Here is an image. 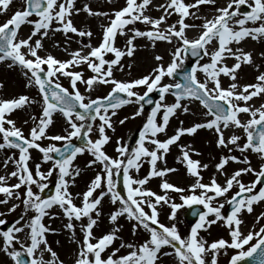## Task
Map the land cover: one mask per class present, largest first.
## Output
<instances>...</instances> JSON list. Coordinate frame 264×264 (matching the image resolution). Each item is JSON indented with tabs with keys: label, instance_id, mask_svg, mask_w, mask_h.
<instances>
[{
	"label": "snow or ice",
	"instance_id": "6c2138e0",
	"mask_svg": "<svg viewBox=\"0 0 264 264\" xmlns=\"http://www.w3.org/2000/svg\"><path fill=\"white\" fill-rule=\"evenodd\" d=\"M12 2L13 0H0V14L7 13ZM202 4L215 5L216 0H194L193 3H186L185 0H165V3L154 5L162 10L157 18L146 14L152 0H125V5L113 9L111 15L94 12L85 3L83 11L89 15L106 16L109 23L103 26L102 39L97 46L89 43L84 46L89 49L87 52L81 47L71 52L70 59L67 60H59L51 54L41 56L39 50L43 48L42 40L52 30L53 22L57 24L55 31H62L65 36L69 32L81 37L92 35L90 30L78 29L73 23V12L81 11L75 7V0H24L22 7L0 22V62L7 63L9 68L24 69L27 85L35 86L42 100L41 114L39 117H32L34 126L26 136L8 114L34 101L26 95L0 98V149H17L19 153L18 159L8 157L16 165L9 175L16 177L17 182L6 185V177L0 175V193L5 194V199L0 200V204L8 203V197L19 199L22 195L25 214L29 210L35 213L27 220L24 215L20 216L13 226L0 232V251L10 258L12 264H64L48 245L45 236V233L57 230L42 222L45 216L51 218L56 215L48 211L53 206L62 210L68 220L64 227L72 230L73 235V219L80 221L82 217L87 218V223L81 225L83 238L79 242L74 264H158L162 256H171L173 264H218V255L222 251L227 254L228 249L234 250L228 264H242L246 258H250L252 264H264V224L258 230L253 225V230L245 233L240 218L244 210L251 214L254 204L264 202V103L258 107L248 103L254 97L264 99V72H259L254 83L238 84L237 70L242 64L253 63L252 53L230 46L232 43L239 44L245 38L254 41L264 39V0H226L224 6L214 9L213 18H205L199 26L202 30L198 37L189 38L186 30L197 25L187 24L185 18H198L190 9L198 11L197 6ZM245 6L247 11L242 10ZM173 14L178 17L176 22L161 29L162 23H166L167 18ZM33 16L36 19H32ZM136 22L150 27L145 31L135 27L127 28V25ZM25 24L32 25V28L27 37H21L19 30ZM118 34L127 36L123 49L115 46ZM37 36L39 38L33 41V37ZM137 37L147 38L153 47L156 41L172 43L175 40L177 43L166 65L162 62L163 57L156 55L154 58L160 63L149 74L133 80H119L113 75L114 66L122 67L121 58L134 55L136 45L133 41ZM213 41L216 46L209 51L208 45ZM106 53L113 54L114 58L105 59ZM189 53L200 59L207 56L209 60L200 63L197 59L189 70L180 73V80L163 83L165 77H174L177 70L183 68ZM261 55L264 56V53ZM229 57L235 60L231 66L224 63ZM82 64H86L93 73L87 79L82 72L71 70ZM254 67L259 69L260 66ZM198 73H203V79ZM221 75L231 80L226 88L222 86ZM60 76L69 80L71 91L59 82ZM78 82L83 83L89 93L97 84L111 87L106 95L92 98L81 93ZM141 86L145 89L143 93L135 90ZM154 91L159 93V100L155 102L149 98V94ZM166 94L173 96L174 102L166 103ZM193 100L198 101L206 110L203 113V122L194 123L190 127H179L173 135L160 140L157 134L165 132L169 118L177 110L190 112L191 109L185 101L190 103ZM132 103L138 105L137 110L132 113L133 117L141 115L145 104L154 103V106L139 130L136 146L129 151L128 146L121 144L118 139L115 149L117 156H110L104 151V146L111 139L106 129L114 131L112 117L117 115L120 107ZM57 112L62 114L66 122L65 134L48 135L46 130L53 123V114ZM158 114H161L162 122H158ZM241 114H246L247 118L241 119ZM128 118L125 116L118 123L123 124ZM94 125L97 138L93 140L90 133L94 131ZM230 127L241 130V135L234 133L225 139L223 130ZM201 128L214 131L217 134V147L228 148L229 153L233 148L228 145H233L241 153L254 154L260 161L258 168L252 166L249 155L221 156L215 168L225 176L224 183H219L215 175L209 183H204L200 169L208 168V164L192 159L189 153L194 149L183 145L181 156L177 159L186 166L187 173L195 178L187 194L184 188L166 179H162L159 185L163 194L145 188L149 178H164L167 173L175 171L174 168L156 167L157 161L162 160L169 151V146L178 141L181 135L194 134ZM242 136L243 143H239ZM74 138L85 142L76 145L73 143ZM44 139L63 143L60 146L56 143L44 146L39 142ZM146 142L154 145V148L150 150ZM30 149H37L42 153L44 162H51V167L46 172L41 170L40 164H36L35 171L29 167ZM86 151L94 157V160L88 162L89 166L99 163L102 168L85 191L75 194L81 197V204L78 206L69 191V184L74 183V177L79 175V169L73 166V161L78 154ZM145 157L150 158L151 170L143 178L133 177L130 170L139 171L142 158ZM230 160L246 166L229 175L224 172V168ZM54 171L57 172L55 192L45 197L42 195L48 186L45 181ZM121 172L126 197L117 191ZM245 174L253 177L248 183L241 179ZM21 186H24L22 194L14 191ZM33 186L38 191H34ZM234 188L237 190L229 195ZM97 189L100 191L95 194ZM169 190L180 193L179 199L183 203L170 199ZM105 197L113 205H120L110 213L111 222L115 223L119 216L126 214L129 220L135 221L132 225L133 234L140 228L148 233L142 242H122L120 248L129 249L126 254L117 255L120 248H113L106 257L102 255L117 239L118 225L98 238L93 236L92 229L101 215L99 206ZM221 197L224 198L223 202L218 200ZM225 203L231 209L228 214L221 211ZM161 204L170 207L169 220H174L177 211L184 206L192 208L202 205L204 210L198 207L192 209L193 216L198 219L191 226L190 232L181 236L175 223L165 225L159 221L157 206ZM17 207L13 203L7 211L12 212ZM146 208L150 211H146ZM210 215L214 219H208ZM255 219L259 223L264 219V212L259 213ZM217 221H223L229 229L230 239L220 238L208 242L199 232L202 229L207 230ZM6 223L5 219H0V225ZM22 232H25L23 239L20 236ZM165 247L170 251H162ZM45 252L50 254V260H45Z\"/></svg>",
	"mask_w": 264,
	"mask_h": 264
},
{
	"label": "rangeland",
	"instance_id": "374dc122",
	"mask_svg": "<svg viewBox=\"0 0 264 264\" xmlns=\"http://www.w3.org/2000/svg\"><path fill=\"white\" fill-rule=\"evenodd\" d=\"M103 0H75V7L80 8L81 11H83V6L85 3H87L90 8L94 12H104V9L106 8V5L102 3ZM111 3H115L113 6L115 9H119L125 5V0H104ZM159 2V3H165V0H152L153 2ZM186 3H193L194 0H185ZM24 3V0H13L11 6L9 7L7 13L0 14V22H3L8 16L12 14L13 11H15L17 8L22 7ZM226 3V0H216L215 7H211V4H202L197 6V9H190V12H194L196 16H198L201 12L205 13H214V9L217 6H224ZM148 13H152V17L157 18L162 14V10L159 9L157 12H154V8L150 5L149 9L147 11ZM104 13H108L105 11ZM109 15L112 14V10L108 13ZM72 20L74 25L78 29L83 30H90L92 32V35L90 37L84 36L81 37L75 33L69 32L67 36L62 31H55L57 24L53 22L52 24V30L49 31L48 36L44 37L42 40L43 48L39 50V54L41 56H45L47 54L53 55L55 58L59 60H67L70 59V53L84 47L85 45H88L89 43L92 46H97L101 39H102V31L103 26L107 25L109 23V20L106 16H97V15H79V13L73 12ZM177 16L173 14L172 16H169L167 18L166 23H162L161 29H163V26L166 28L168 24H173L177 20ZM32 19H36V17H32ZM205 20V16L202 19L196 20L193 19L192 16L186 17L185 22L187 24H195L197 27L192 28L194 29V35L193 37L189 38H196L198 37L199 33L201 32L200 25L203 24ZM138 28L141 31L147 30L150 26L145 25L141 22H136L135 24H129L127 25V28ZM32 28V25L25 24L21 27L19 30V35L21 37H27L30 33V30ZM188 28L187 30H189ZM131 35V33H129ZM39 38L33 37V41ZM115 46L118 48L123 49L127 40V36L124 35H117L115 38ZM215 42V41H213ZM133 43L137 46H141V48H138V54L137 56H141L143 54L147 55L149 54L148 51L143 52L142 48H146L149 51L153 50H160V47L165 49L166 54L165 58L162 61L165 65L171 58V52L174 50L176 46V41L173 40L172 43H168L166 41H161V43H155V46L153 47L151 42L145 38V37H137ZM216 43V42H215ZM244 43H247L248 46H244ZM144 46L142 47V45ZM159 44V45H158ZM233 49L241 48L244 51H248L252 53V64H242L241 68L237 70V82L238 84H248V83H254L255 77L259 74V72H264V56L261 55V53H264V39L254 41L251 38H245L242 40L239 44L232 43L230 45ZM135 49V51H136ZM67 50V51H66ZM89 49L87 47H84V51L87 52ZM211 51V50H209ZM136 53L134 52V55L129 57L125 55L121 58L120 65L114 66L113 69V75L119 79V80H133L136 78H139L143 75H147L151 72V70L156 65H147L145 62L139 67V69L136 71L134 70L137 68L135 65V58ZM114 58L113 54L106 53L105 59H112ZM209 57L204 56L202 59L199 60L200 63H206L208 62ZM187 59L185 60V62ZM184 62V63H185ZM155 63V62H154ZM224 63L231 66L233 63H235L234 58H227L225 59ZM134 64V65H133ZM131 65V67H129ZM254 65H259V69L254 67ZM184 66V65H183ZM46 67V66H43ZM106 67V66H105ZM134 67V69H133ZM248 68H253L254 70L250 71ZM72 71H80L83 73V76L85 79H87L89 76L93 75L90 69L87 68L86 64L78 65L75 68L71 69ZM24 69L20 67H14L9 68L7 67V63L0 62V84L3 86L0 87V98H15L19 95H26L28 96L34 103L27 104L22 108L15 109L12 113L8 114L9 118L13 119L17 125V127H20L24 134L27 136L31 127H33V120L32 117H39L42 111V100L40 95H38V89L35 86H28L27 85V79L24 76ZM199 77L203 79V73H198ZM221 83L223 87H228V85L231 83V80L227 76L221 75L220 77ZM176 79L173 77H165L163 83H172ZM59 82L64 86L70 88V82L67 78L60 76ZM79 90L82 94H84L86 97L91 96L92 98H95L96 96H104L107 94V92L110 90L111 85H103V84H97L94 89L89 93L85 90V85L83 83L78 82ZM136 91L143 93L145 89L141 86ZM174 97L170 94H166V103H172L174 102ZM251 101V100H250ZM249 101V102H250ZM248 102V103H249ZM185 103H188V107L191 109L190 112H183L182 110H177L176 113L169 118V123L166 126L165 132L158 133L157 137L160 140L167 139L169 136L173 135L175 133V130L179 127H190L194 123L203 122L205 119V116L203 113L206 111L202 105L199 104L198 101H191L190 103L185 101ZM261 103H264V99L260 98V101L255 106H259ZM127 108V114L124 115L123 110ZM138 108V105L135 103L124 105L120 107L117 110V115L112 117V122L114 125V131L112 129H106L107 134L111 137L110 141L104 146V151L110 156L116 157L117 153L115 151L116 149V142L119 139L121 144L127 145L129 148V151L131 148L135 147L130 146V140L131 137L139 134L137 132V129H141L143 126L144 121L147 118V115L149 114L148 111L144 109V111L139 116H132V113L135 112ZM111 111V110H110ZM128 116L129 118L123 123L120 124L118 121L122 119L123 117ZM246 114H241V119H246ZM115 119V120H114ZM158 122H162L161 120V114H158L157 116ZM181 121L183 122L181 124ZM96 123H99L97 121ZM67 127L66 122L62 116L61 113L57 112L53 114V123L48 127L47 134L48 135H55V134H65L64 129ZM206 131L208 138L206 142L210 145L216 146L217 143V134L212 131L208 130L206 128L198 129L196 133H198L201 130ZM234 130V133L237 135H241V130L236 128H227ZM227 129H224L223 131H226ZM194 133V135L196 134ZM193 134H183L180 136L179 140L173 143L169 146V151L164 154V158L162 160L157 161V168H174V172L167 173L164 178L160 177H151L149 178L148 182L146 183V186L151 187H157L160 185L162 179L168 180L170 183H173L174 185L184 188L186 190L185 194H187L189 190V186L191 183H193L194 179L191 177L187 171L186 166L181 163L177 157L181 156V146L186 145L189 146L191 149H194V151H190V156L194 160H199L201 164H208V153L204 152V149L196 144L192 137L190 136ZM91 138L94 140L97 138V132L95 131V125H94V131L90 133ZM139 139V136H137V140ZM77 138L73 139V142L76 141ZM42 145L46 146L49 143H56L57 146H60L63 142L59 141H51L48 139H44L39 141ZM239 143H243V136ZM146 146L151 150L154 148V145L147 143ZM229 148H233V151L231 153L228 152V148H223V150L219 153L218 156V162L221 156H229V155H235L238 156L241 154L240 151L236 150L233 145H228ZM244 155H249L251 158V164L254 168H258L259 166V158L256 157L254 154L251 153H243ZM18 150L6 148V149H0V175L5 176V184L11 185L15 184L17 182L16 177H11L9 173L15 170L16 165L13 163L14 159H18ZM30 160L28 161L29 167L35 171L36 164H40L42 171H47L48 168L51 167V162H44L42 160V153H40L37 149H30ZM8 157H12L13 160H9ZM7 160V163L5 164V161ZM94 160V157L88 153L87 151L83 154H78L75 160L73 161V166L77 169H79V175H76L74 177L75 182L69 184V191L73 194V200L74 203H76L78 206L81 204V197H77L76 193H82L86 190L87 186L90 184L91 180L95 177L97 172L101 171L102 166L99 163L93 164L89 166V161ZM150 158H142L141 161V167L139 171L135 169H131L130 173L133 177L143 178L147 175V173L151 170V165L149 164ZM241 167H245L246 165L243 163H240ZM201 176L203 178L204 183H209L211 180V177L213 175L216 176L217 181L221 184L224 183L225 176H223L221 173L217 174L215 171H212L211 174L209 173V168H201L200 169ZM232 172H227V174H231ZM210 174V178L207 179V175ZM222 176V177H220ZM242 181L245 183L250 182L253 177L251 175L245 174L241 177ZM57 181V172L54 171L51 177H48V179L45 181L47 183V188L44 190L46 191L51 186L55 185ZM145 186V185H144ZM34 191H38V189L33 186ZM237 189H232L229 193L235 191ZM21 194L24 192V186H21L19 190ZM100 191V189H97V193ZM117 191H119L122 195L126 197L127 192L124 188L123 183H121L120 178L117 183ZM158 194H163V190L159 187L158 191H155ZM94 194V195H95ZM43 195V194H42ZM168 196L170 199L174 200L177 203H183L180 201V193L174 192L169 190ZM5 199V194L0 193V200ZM8 203L6 204H0V213L3 215H0V219H5L7 223H14L16 220L24 215L25 220H27L29 217L34 215L35 213L31 210H29L25 214L24 205L22 203L23 196L19 199H15L13 197H8ZM219 201L223 202L224 198H218ZM15 203L18 205V207L12 211L8 212L7 209L11 207V205ZM213 203H216L214 201ZM119 203L113 205L108 197H105L99 206L101 215L97 220V224L93 227V236L98 238L105 233L111 232L117 225L119 226V230L116 232L117 239L114 240L113 244L110 245L105 252L102 254L103 256H107L111 253L113 248H120V245L122 242L124 243H139L142 242L145 238H147L148 233L140 228L136 231L135 234L132 232V225L135 223V221L129 220L125 215L119 216L117 218V221L115 223L111 222L109 219V215L112 211L119 208ZM202 206V205H201ZM188 206H184L181 209L177 211V215L174 220H169L168 216L170 213V207L168 205H158V219L160 222L164 223L165 225H170L172 223H175L177 225V229L181 236H186L189 232L191 227L187 224L184 218V213L186 211ZM254 211L249 214L246 210H244L241 214V219L243 221L241 227L242 230L246 233L247 231L253 230V225H256V229L258 230L259 226L261 224H264V219H261L259 223L256 222V216L264 212V202H258L254 204ZM227 208L228 204L225 203L224 208L221 210L222 213L227 214ZM51 213H55L56 215L54 217L45 216L42 220V222L52 228L56 229L55 232H47L45 233L46 239L48 241V245L57 253L59 260L63 261L64 264H74V259L77 255L78 249L80 247V241H82L83 233L81 231V225L87 223V218L82 217L80 221H77L73 219V224L75 225L74 229V235L73 231L69 230L64 227L65 224L68 223L67 218L63 215L62 210L58 206H53L50 210H48ZM146 211H150L146 208ZM93 216H95V213H93ZM208 219H214V216H209ZM6 223V224H7ZM21 223H24V221H21ZM13 224V225H14ZM2 226V225H0ZM222 226H225L223 221H217L215 224L211 225L207 230H200L199 235L203 237L208 242H212L214 240L224 238L220 234ZM229 231V229H228ZM2 232V230H0ZM27 232V229L25 230ZM25 232L20 233L21 238L23 239L25 236ZM230 239V238H229ZM95 242V240H93ZM2 246V245H0ZM18 247V245H17ZM127 251H129L128 248H120V251L117 253V255L126 254ZM162 251H170L167 247H165ZM234 250L228 249L227 254H225L223 251L221 254L218 255L217 260L218 264H228V260L230 259L231 254ZM45 260H50L51 256L49 253H44ZM0 264H12L9 257L6 256V254L3 251H0ZM158 264H173V259L171 256H162L160 258V261Z\"/></svg>",
	"mask_w": 264,
	"mask_h": 264
},
{
	"label": "bare ground",
	"instance_id": "6f19581e",
	"mask_svg": "<svg viewBox=\"0 0 264 264\" xmlns=\"http://www.w3.org/2000/svg\"><path fill=\"white\" fill-rule=\"evenodd\" d=\"M219 1H222V0H219ZM102 3L103 4H105L106 5V8L104 9V12L105 11H107L108 13L111 11V10H113V9H115V7L113 6L115 3H112V5H111V3L110 2H108V1H102ZM158 4H162V3H159V2H153L152 3V7L154 8V12H157V10H159V9H157L156 7H154V5H158ZM211 7H215L213 4H211ZM217 7H219V6H217ZM84 14H88L87 12H85V11H80L79 12V15H84ZM146 14H148V15H150V16H152V13H146ZM89 15V14H88ZM91 16V15H90ZM205 16V18H208V19H211V18H213V14H211V13H205V12H201L197 17L198 18H196L195 19V21L196 20H199V19H202L203 17ZM165 27L163 26V29H164ZM194 29H192V28H190L189 30H186V35L188 36V37H193L194 35H196V34H194ZM116 40V39H115ZM156 43H161V41H156ZM159 45V44H158ZM144 46V44L142 45V47ZM216 46V43L215 42H212V44H210V45H208V48H209V50H212L214 47ZM244 46L246 47V46H248V44L247 43H244ZM138 48H141V46H137V49H136V51H135V53H136V56H135V58H134V60H135V65L137 66V68H135L134 69V67H133V69L134 70H138L139 69V67H141V65L145 62L147 65H149V66H151V65H157V63H160V62H158V61H156L155 60V56L156 55H160V56H162L163 57V60H164V58H165V54H166V51H165V49L164 48H162V46L160 47V50H153V51H149V50H147L145 47L144 48H142V51L143 52H145V51H148L149 52V54L147 55V53L146 54H143V55H141V56H137V54H138ZM171 59V58H170ZM170 61V60H169ZM168 61V62H169ZM155 62V63H154ZM167 62V63H168ZM134 65V64H133ZM250 71H252V70H254L253 68H248ZM125 80V79H124ZM240 85H244V84H240ZM260 101V97H254L249 103L250 104H252V105H257V103ZM127 111H128V109L127 108H125L124 110H123V113H124V115H126L127 114ZM115 120V119H114ZM138 131L137 132H139V130H140V128L139 129H137ZM232 134H234V130H232V129H227L226 131H224V136H225V139H227L230 135H232ZM192 138L191 139H193V141L196 143V144H198L199 146H201L203 149H204V152L205 153H208L209 154V156H208V160H209V163H208V168H209V173L211 174V172L212 171H215L217 174H219V172H217V170H216V168H215V164L216 163H218V156H219V153L223 150V148L222 147H217V145L216 146H212V145H210V144H208L207 142H206V140H207V138H208V135H207V133H206V131H204L203 129L201 130V131H199L198 133H196L195 135L193 134V136L192 135H190ZM242 156H244V154L243 153H241V154H239L237 157H242ZM251 159V158H250ZM239 168H242L241 166H240V162H234V161H229L226 165H225V168H224V172H233V171H235L236 169H239ZM210 174H208L207 175V179H209L210 178ZM224 176V175H223ZM220 177H222V176H220ZM194 178V177H193ZM193 180V182H194V180H195V178L194 179H192ZM145 188H148V189H151L152 191H158L159 190V186H157V187H151L150 185L149 186H144ZM221 233V235H222V237H224V239L225 240H228L230 237H229V231H228V228L226 227V226H222V229H221V231H220Z\"/></svg>",
	"mask_w": 264,
	"mask_h": 264
},
{
	"label": "water",
	"instance_id": "95a60500",
	"mask_svg": "<svg viewBox=\"0 0 264 264\" xmlns=\"http://www.w3.org/2000/svg\"><path fill=\"white\" fill-rule=\"evenodd\" d=\"M248 9H245L244 11H247ZM187 57H188V62L185 64V67L183 69H178L177 70V73L174 75L173 78L177 79V80H180L181 79V76H180V73L184 70H189L191 68V65L192 63H195L197 61V59L200 60V58H197V57H192L191 54H187ZM122 96H124L125 94H121ZM149 98L155 102V101H158L159 100V93L157 91H154L153 93H150L149 94ZM154 106V103L153 104H145V109L147 111H151V108ZM137 141V135H134L132 138H131V141H130V146H134V144L136 143ZM85 141L84 140H81V139H78L76 142H73L74 144L76 145H80L82 143H84ZM120 181L121 183H123V175L121 174L120 176ZM54 190V186H51L50 188H48L46 191H44V195L48 196L50 194H52ZM199 208L200 210H204L202 206H192V208H187L186 212H185V219L186 221L188 222L189 226H192L193 224H195L196 220L198 219L197 216H193L192 214V209L193 208ZM230 206L228 208V211H227V214L230 212ZM13 225V223H9V224H6L3 228H7V227H11ZM242 264H252V260L250 258H246L245 261L242 262Z\"/></svg>",
	"mask_w": 264,
	"mask_h": 264
}]
</instances>
